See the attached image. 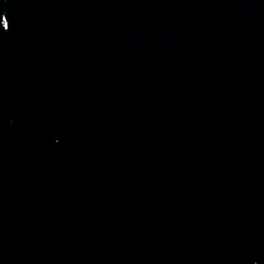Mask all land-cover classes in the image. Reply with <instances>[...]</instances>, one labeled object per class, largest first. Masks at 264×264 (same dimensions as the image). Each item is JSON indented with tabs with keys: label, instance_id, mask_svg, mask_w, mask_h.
I'll return each mask as SVG.
<instances>
[{
	"label": "water",
	"instance_id": "95a60500",
	"mask_svg": "<svg viewBox=\"0 0 264 264\" xmlns=\"http://www.w3.org/2000/svg\"><path fill=\"white\" fill-rule=\"evenodd\" d=\"M0 264H264V0H0Z\"/></svg>",
	"mask_w": 264,
	"mask_h": 264
}]
</instances>
